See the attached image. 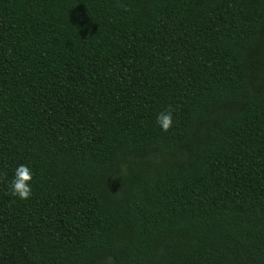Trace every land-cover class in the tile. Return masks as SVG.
I'll list each match as a JSON object with an SVG mask.
<instances>
[{
	"label": "trees",
	"instance_id": "1",
	"mask_svg": "<svg viewBox=\"0 0 264 264\" xmlns=\"http://www.w3.org/2000/svg\"><path fill=\"white\" fill-rule=\"evenodd\" d=\"M0 264H264V0H0Z\"/></svg>",
	"mask_w": 264,
	"mask_h": 264
},
{
	"label": "clouds",
	"instance_id": "2",
	"mask_svg": "<svg viewBox=\"0 0 264 264\" xmlns=\"http://www.w3.org/2000/svg\"><path fill=\"white\" fill-rule=\"evenodd\" d=\"M156 123L165 132L173 126V114L170 107L156 114ZM32 178L33 171L30 166L25 164L17 165L9 183L10 195L21 201L30 199L32 196Z\"/></svg>",
	"mask_w": 264,
	"mask_h": 264
}]
</instances>
